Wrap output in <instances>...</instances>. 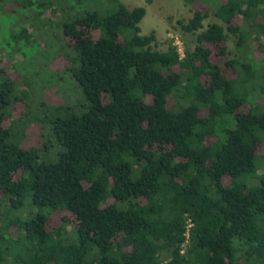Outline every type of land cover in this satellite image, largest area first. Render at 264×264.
<instances>
[{
    "label": "trees",
    "instance_id": "trees-1",
    "mask_svg": "<svg viewBox=\"0 0 264 264\" xmlns=\"http://www.w3.org/2000/svg\"><path fill=\"white\" fill-rule=\"evenodd\" d=\"M183 1L180 57L143 6L0 0V264H264V0ZM54 39L57 71L5 61Z\"/></svg>",
    "mask_w": 264,
    "mask_h": 264
},
{
    "label": "rangeland",
    "instance_id": "rangeland-1",
    "mask_svg": "<svg viewBox=\"0 0 264 264\" xmlns=\"http://www.w3.org/2000/svg\"><path fill=\"white\" fill-rule=\"evenodd\" d=\"M127 8L132 9L137 6H143L146 9V13L142 20L140 21L139 25L141 28V34L147 35L151 31H154L156 36V44L155 48L160 51H164L167 49L169 44L175 43V37L183 44V48L188 46L192 48L196 41V34L195 33H184L182 32L180 25L178 24V20L186 21L192 14L191 6L186 4L183 0H120ZM101 1H99L100 3ZM198 8L204 9L203 5L197 6ZM3 22H5L8 18L7 16L4 19L2 16ZM211 22H219L222 23L219 19L215 18L213 15H209L203 20L204 26ZM1 24V23H0ZM3 24V23H2ZM7 27L12 29L15 26L12 25L9 20L7 21ZM0 29V42L5 41V31H3V26ZM56 42V39L51 42L50 45H45L44 49L39 46L37 48L32 47L28 48V46L24 49L16 50L14 47H11L9 54L10 56L6 58L7 64L11 67H14L17 71H28L33 70L34 67L40 63V66L48 67L43 68L45 70V74L49 72H53L59 70L54 66L58 61L54 58V49L51 47H55L53 44ZM227 45V52L230 58H244L237 47L235 45V38L227 33L226 39ZM39 49V50H38ZM18 51V52H17ZM35 51V52H34ZM34 52V53H33ZM13 53V54H12ZM36 53L40 54L41 60L32 58L36 55ZM47 61H52L48 64ZM9 62V63H8ZM47 62V64H46ZM58 67V66H57ZM55 73V72H54ZM70 84L68 83L69 87ZM57 87V86H56ZM70 88V87H69ZM58 94L60 98L65 100L68 104H70L74 109L77 111L82 110L85 105L86 101L84 99L83 93L80 88L75 89L70 88L65 89L61 86L58 87ZM37 114V109L32 108L31 112L28 114L27 122L31 124L32 118H34ZM17 135H19L20 128L16 127L13 130ZM52 151L49 154V158L54 157L58 151V148L53 145L51 147ZM242 180L250 186V184H255L258 182L257 178L249 177L245 175L242 177ZM34 212L37 211L36 208H33Z\"/></svg>",
    "mask_w": 264,
    "mask_h": 264
},
{
    "label": "built area",
    "instance_id": "built-area-1",
    "mask_svg": "<svg viewBox=\"0 0 264 264\" xmlns=\"http://www.w3.org/2000/svg\"><path fill=\"white\" fill-rule=\"evenodd\" d=\"M173 45L176 46L179 56L182 57L184 54V48H183V44L178 40L177 37H175V43H173Z\"/></svg>",
    "mask_w": 264,
    "mask_h": 264
}]
</instances>
